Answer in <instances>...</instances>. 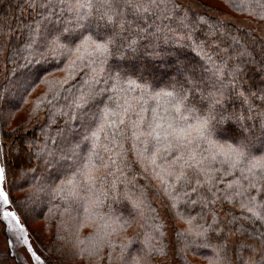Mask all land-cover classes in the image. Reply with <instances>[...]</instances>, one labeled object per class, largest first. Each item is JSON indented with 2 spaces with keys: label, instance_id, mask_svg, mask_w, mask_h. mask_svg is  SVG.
Wrapping results in <instances>:
<instances>
[{
  "label": "trees",
  "instance_id": "trees-1",
  "mask_svg": "<svg viewBox=\"0 0 264 264\" xmlns=\"http://www.w3.org/2000/svg\"><path fill=\"white\" fill-rule=\"evenodd\" d=\"M174 2L176 12L172 19H158L150 15L139 19L128 13L126 20L129 23L123 30L118 29L113 54L103 65V75L106 81L109 73L119 74L123 87L133 90L103 91L110 85L101 82L88 103L74 111L73 99L86 89L87 69L83 72L80 68L72 69L67 60L61 62L60 56L54 57L45 51L46 40L50 38L48 34L63 27L68 13L59 20L53 16L45 21L47 26L41 27L36 43L29 46L28 26L35 27V21L40 19L39 14L44 10L28 7L29 0H0V143L13 166L5 184L11 200L8 206L35 241L36 248L55 264H120L118 254L122 245L126 246L125 255L127 250L133 254L142 250V254L147 255L151 251L145 246L148 243L165 245L164 251L171 253L178 264H208L210 248L193 245L185 249L186 230L190 225L178 213L185 218L189 215L195 217L191 225L193 228L197 224L207 226L213 217L207 209L201 212L199 203L193 207L187 200L171 199L169 194H174L179 185L169 187L174 181L163 169L174 159L173 151L165 152L161 148L156 162L159 167L151 165L148 159L141 161V150L148 149L144 155L150 157L155 150V142L149 140L144 143V137L133 140L132 129L128 126L129 117L136 119V113L143 105L147 109L143 116L146 120L151 119V110L156 107V101L147 100L145 103L140 99L141 89L136 85L147 84L149 92L160 91L174 78H182L179 72L182 66L194 67L193 78L201 82L198 87L185 83L186 88L193 89L190 94L193 102L200 100L199 89L207 95L212 80L207 71L208 62L200 54V48L217 62L218 56L246 51L247 55L237 56L236 59L237 63H242L241 88L248 90L251 86L255 90L264 85V41L250 31L210 15L212 10L223 11L220 6L234 16L263 21L264 0H196L201 5L199 10L178 0ZM183 17H186V28L179 24V19ZM156 26L172 28L175 35L157 33ZM220 49L227 52H220ZM128 81L134 83L130 85ZM126 98H135L131 99L134 107L125 116V124L118 126L124 130L123 135H118V129L108 125L118 119L112 115V110L120 111L117 104L123 105ZM165 103V99H161L160 104L163 106ZM251 104L250 112L249 106L238 96H227L224 109L243 119L216 123L212 139L221 145L235 146L239 137H246L250 142L249 150L253 155L260 156L264 155V126L258 113L264 112V101L252 97ZM101 121L105 127L103 132L98 133L99 141L95 148L98 159L95 163L109 166L99 167L93 173L97 179L89 195L102 203L91 210V206L82 200L78 205L73 204L70 211L66 210L67 205L58 196H53L51 189L70 176L69 170L75 169L78 161L83 162L88 157L92 142L84 137L96 130ZM27 141L37 145L46 143L54 155L47 158L49 162L30 158L25 148ZM17 147L21 149L19 154ZM105 147L111 151H105ZM208 147L201 144V148ZM110 158L117 163L110 164ZM21 165L34 167L36 178H31L33 174L30 173L27 182L13 179L14 170ZM214 166L221 167L219 164ZM218 175L223 176V180L217 187L223 190L225 182L239 177L240 172L235 171L231 177L223 172ZM83 179L77 177V180ZM37 185H43L46 191H37ZM252 194H256L255 190ZM192 199L197 197L192 196ZM260 199H264V195L258 196ZM138 201L143 203L139 207L134 206ZM174 203L175 208L172 207ZM85 207H89L90 211L86 212ZM212 207L218 214V224L242 214L238 206L227 201H217ZM161 213L164 214V222ZM165 222L172 228L169 238ZM219 226L224 231L219 237L211 232L210 241L216 244L226 240V255L230 264H240L236 259V246L240 242L254 244L257 248L254 258L260 261L264 223L237 219L230 225ZM157 227L159 231H156ZM237 228L241 231L233 235ZM160 232L164 233L162 238ZM148 236L154 239L149 242ZM192 239L197 244L202 242L198 237H189V240ZM94 245L96 254L89 255ZM5 255L0 253V264L6 261ZM167 255L153 253L150 264H159L158 260ZM239 255L246 259L251 253L244 248Z\"/></svg>",
  "mask_w": 264,
  "mask_h": 264
},
{
  "label": "snow or ice",
  "instance_id": "snow-or-ice-1",
  "mask_svg": "<svg viewBox=\"0 0 264 264\" xmlns=\"http://www.w3.org/2000/svg\"><path fill=\"white\" fill-rule=\"evenodd\" d=\"M28 7L33 9H43L40 19L35 21V27L28 26L29 46L36 43V37L41 35V27H46L45 21L55 16L58 20L68 13L66 23L63 27L55 32H50V38L46 40L45 51L52 56H60L61 62L67 60L68 65L72 69L80 68L83 72L87 69L84 85L86 89L81 91L73 101V110L80 109L88 103L89 98L97 91V86L101 82L110 85L103 91H131L133 89H125L121 82L119 74H108L105 81L103 73L104 64L107 63V57L113 54V49L119 35V30H123L126 23V15H131L143 19L146 15L155 16L156 18L172 19L176 12V4L174 0H29ZM58 10V11H57ZM186 17L179 19V24L187 27L185 24ZM202 19V18H201ZM157 33H172L175 31L172 28L164 26H156ZM190 38V37H189ZM239 41H237L238 43ZM207 46V45H205ZM220 52L226 53V49H220ZM200 54L208 62L207 71L211 74L209 79L212 80L210 89L207 95L203 89L200 90V100L193 102L190 98L192 88H186L185 83L191 84L193 87H198L199 83L193 78L195 68L181 67L179 72L181 79H173L169 84L165 85L160 91L149 92V86L136 85L141 89L140 99L156 101V107L152 108L151 119H145L143 112L147 111L140 106L139 112L136 113V119L129 117V127L132 129V139L138 140L144 137V143L149 140L154 141L155 150L151 152L150 157L144 155L148 149H143L139 153L141 161L148 159V162L156 167L158 153L161 148L165 152L172 150L174 159L168 164L163 171L167 176L173 178L174 183L169 187L176 188L175 193H170L173 200H187L193 207L197 203L201 205V212L204 209L208 210V214L213 217L212 222L205 226L197 224L194 228L191 226L195 217L190 215L185 218L182 214L178 215L185 220V223L190 225L186 230L185 249L189 246L197 248L211 249V255L207 256L208 264H230L226 255V240L223 243L213 244L210 241V233L215 232L219 237L224 231L219 225H230L237 219H248L250 221L259 220L264 223V199L258 200V196L264 195V155L255 156L249 150V143L246 137H239L238 142L233 144L221 145L212 139L215 131L216 123H223L225 120L241 121L242 116H237L235 113H227L224 109V101L230 94L238 96L242 102L249 106V111L252 110L251 98L257 97L264 101V85L258 86L255 90H243L241 88V72L242 63H237V56L247 55L246 51H241L235 55L218 56L219 62L213 60L212 56L200 48ZM44 55V53H42ZM231 61V62H230ZM66 83V81H65ZM131 85L134 82L128 81ZM247 83V82H243ZM170 89V90H166ZM131 99H124L123 105L117 104L120 111L112 110V115L118 117L116 121L111 122L109 127H116L117 134L123 135L124 130L118 126L125 124V116L133 109ZM161 99H165V105H161ZM107 114V110L105 115ZM261 118L262 126H264V112L258 113ZM215 122V123H214ZM104 123L101 121L97 124L96 130L90 132V135L84 139L92 142V150L89 151L88 157L83 162L78 161L75 169H70V176L63 179L60 184L51 189L53 196H58L67 205L66 210H71L73 204H79L84 201L86 205L91 206V210L102 203L98 198L92 199L90 192L92 186L96 182V177L93 175L99 167H108L109 164L100 163L99 166L95 163L98 159L95 151L96 144L99 141V132L104 131ZM243 131V129H241ZM107 138V137H105ZM115 146V137L113 138ZM207 144L208 148H201V144ZM120 147H123L121 142ZM25 148L30 158L37 160H47L54 153L49 146L44 143L37 145L32 141L25 143ZM21 149L16 148L17 154ZM105 151L111 149L105 147ZM119 155V153H116ZM109 163L115 165L117 161L109 159ZM221 165L220 168L214 165ZM13 166L9 163L8 158L3 153V145L0 143V203L8 206L11 203L8 191L3 185L8 182L9 172ZM235 171L240 172V176L232 180L226 181L223 190L217 187V184L223 180V176L218 175L223 172L229 177L233 176ZM34 176L35 168H25L23 165L14 170L13 179L20 178L27 182L29 174ZM77 177H83V180H77ZM37 191H46L43 185L35 186ZM189 191H185V189ZM167 191V187L165 189ZM255 190V195L252 191ZM196 196L197 199H192ZM87 197V199H86ZM31 200V197H28ZM217 201L233 204L242 210L240 217L233 216L232 220L219 221L216 220L217 212L212 207ZM143 201H138L134 206L139 207ZM173 208L176 207L174 203ZM85 211H90L89 207H85ZM244 213L247 215L245 216ZM230 215V213H228ZM4 219L11 217L19 220L14 212L4 211L2 213ZM203 220L204 216L201 215ZM127 223V222H125ZM23 232V228H20ZM156 231H159L157 227ZM241 228H237L232 234L240 232ZM110 235V234H109ZM164 235L160 232V237ZM180 235H184L180 233ZM189 237H198L202 241L197 244L195 239L189 240ZM154 238L148 236L147 240L151 242ZM151 251L144 255L142 250L133 254L131 250H127L126 246H121V251L118 254L120 264H150L153 253L167 255L164 251L165 245L151 244L145 245ZM95 248L90 251L89 255H95ZM249 249L251 255L246 259L239 255L241 249ZM261 257L260 261L254 258L257 248L254 244H246L240 242L236 246V259L240 264H264V234L260 240ZM173 251H175L173 249ZM225 253V255H221Z\"/></svg>",
  "mask_w": 264,
  "mask_h": 264
},
{
  "label": "rangeland",
  "instance_id": "rangeland-1",
  "mask_svg": "<svg viewBox=\"0 0 264 264\" xmlns=\"http://www.w3.org/2000/svg\"><path fill=\"white\" fill-rule=\"evenodd\" d=\"M184 4L189 5L193 9L199 10L201 5L196 0H178ZM203 1V0H201ZM223 11L212 10L210 15L219 18L224 23H229L239 28H243L247 31L254 33L259 39L264 41V20L253 21L248 17H238L230 13H227L224 8L218 6ZM2 66V65H1ZM3 187L6 190L5 185ZM7 191V190H6ZM161 210V207L158 206ZM4 211H11L10 206H4L0 203V253L6 254V261L4 264H55L51 259L42 255V253L36 248L35 241L31 238L27 230L22 226L19 221L13 220L11 217L4 219L2 213ZM17 216V215H16ZM4 221L2 222L1 220ZM18 219V217H17ZM19 220V219H18ZM161 220L164 222V214L161 213ZM166 223V222H165ZM167 225V223H166ZM168 229V238L171 236V226H166ZM23 228V232L20 231ZM159 264H178L177 260L171 253L162 259L158 260Z\"/></svg>",
  "mask_w": 264,
  "mask_h": 264
}]
</instances>
